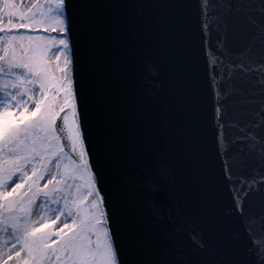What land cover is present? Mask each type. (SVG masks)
<instances>
[{"label": "snow or ice", "instance_id": "6c2138e0", "mask_svg": "<svg viewBox=\"0 0 264 264\" xmlns=\"http://www.w3.org/2000/svg\"><path fill=\"white\" fill-rule=\"evenodd\" d=\"M208 5L200 0L198 15L201 45L216 56L206 62L213 139L247 258L211 250L203 233H189L188 248L177 229L168 255L149 259L135 218L148 209L175 219L170 191L146 152L114 136L112 113L90 107L94 5L0 0V264H264V98L243 124L229 110L232 69L255 74L264 95V0H228L222 15ZM237 48L247 63L233 61Z\"/></svg>", "mask_w": 264, "mask_h": 264}, {"label": "water", "instance_id": "95a60500", "mask_svg": "<svg viewBox=\"0 0 264 264\" xmlns=\"http://www.w3.org/2000/svg\"><path fill=\"white\" fill-rule=\"evenodd\" d=\"M90 3L97 25L90 107L112 113L114 136L130 152H146L157 181L170 191L163 199L175 219L148 209L135 218L147 225L143 243L149 259L167 256L170 237L179 229L188 248L189 233H203L211 250L245 260L247 237L232 211V193L222 180L213 139L206 62L215 64L216 56L209 45H201L200 0ZM227 4L228 0H209V12L222 15ZM207 23L216 26L214 20ZM215 39L210 40L212 47ZM234 52V62H248L241 49ZM81 56L78 47V61ZM232 71L229 110L243 124L261 111L262 85L255 74ZM249 90L255 95L247 96ZM246 98L257 102L247 103ZM138 170V164L132 165L129 175Z\"/></svg>", "mask_w": 264, "mask_h": 264}]
</instances>
